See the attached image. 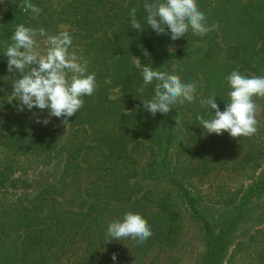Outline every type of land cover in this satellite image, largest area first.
<instances>
[{"label":"trees","instance_id":"1","mask_svg":"<svg viewBox=\"0 0 264 264\" xmlns=\"http://www.w3.org/2000/svg\"><path fill=\"white\" fill-rule=\"evenodd\" d=\"M133 1L141 11L145 2H154ZM23 3L11 0L0 19V264H156L179 243L186 221L194 222L205 245L194 264H220L222 259L224 264H264V222L228 242L230 231L211 233L196 210L197 200L208 195L210 203L235 205L243 219L244 205L261 190L245 192V182L262 167V137L208 134L202 125L194 128L182 120L184 137L173 151L171 131L168 139L152 144L130 139L135 112L123 114L124 105L109 100L104 88L110 62L118 55L113 14L125 10L130 0H31L39 14L24 12ZM20 24L44 28L49 35L68 31L69 52L87 60L88 72L95 73L94 94L83 97L84 106L66 124L55 116L48 117L47 125L37 123L47 110L17 111L12 80L20 77L7 71L4 52ZM215 37L213 31L198 36L189 29L183 40L206 42L207 61L221 54L239 60L236 48L223 49ZM44 39L38 37L42 52ZM181 81L194 82L191 76ZM180 110L191 118L202 112L193 102ZM172 126L169 120V130ZM146 170L159 176L144 180ZM127 212L147 221L151 237L140 245L131 238L106 243L108 225Z\"/></svg>","mask_w":264,"mask_h":264},{"label":"rangeland","instance_id":"2","mask_svg":"<svg viewBox=\"0 0 264 264\" xmlns=\"http://www.w3.org/2000/svg\"><path fill=\"white\" fill-rule=\"evenodd\" d=\"M10 1L0 0V19ZM197 4L199 10L205 14L208 26L218 25L212 30L216 34L213 41L225 50L236 48L239 60L229 61L221 54L219 59L207 61L203 59L206 42H187L183 37L173 41L170 34L157 35L146 25L147 13L139 10L137 1L130 0L125 10L113 14L116 27L112 31V38L117 46L118 55L110 62L111 76L105 80L104 88L107 89L109 100H119L116 104L118 107L124 105L123 114L135 112L129 122L130 139L143 138L152 144L160 138L168 139L171 131L170 152L177 148L184 137V131L180 128L182 120L194 128L199 124L195 117H190V113L180 110L184 104L173 106L166 115L157 113L154 117L143 109L141 100L153 97L155 85V82L143 85L141 69L144 66L178 75L180 79L191 76L194 82L198 81L199 91L194 94L196 101L193 102V106H198L202 110L200 115L204 119H211L210 111L214 110L201 106V100L215 95L214 101L220 111L224 110L230 91L226 77L232 71L238 70L248 77L264 76V0H197ZM132 8L137 9L136 17L144 27L142 32L131 28L129 13ZM145 51L148 53L147 56L144 54ZM142 86L144 92L140 94L137 89ZM253 99L257 104L256 134L264 140V98ZM169 120L173 124L172 130L168 128ZM112 128L109 125V131L114 134ZM158 176L159 174L148 170L142 173L144 180L148 181ZM253 188L261 190L250 197L248 203L244 205L243 219L239 218V210L235 205L228 207L210 203L208 195L197 200L196 210L208 221L211 233L230 231L227 234L228 242H235L263 225L264 158L262 167L255 173L254 179L245 182V192ZM191 194L193 197L196 196L194 191ZM242 194V200L246 199L247 193ZM183 227L179 243L168 253L164 252L163 259L156 264H194L197 255L204 250V241L201 240L199 231L195 229L194 222L186 221ZM224 263L225 259H222L220 264Z\"/></svg>","mask_w":264,"mask_h":264},{"label":"clouds","instance_id":"3","mask_svg":"<svg viewBox=\"0 0 264 264\" xmlns=\"http://www.w3.org/2000/svg\"><path fill=\"white\" fill-rule=\"evenodd\" d=\"M146 15V25L150 26L157 35L170 34L175 41L191 29L194 35L203 36L218 25L208 26L205 14L199 10L197 0H154L143 5ZM22 10L39 14L41 9L24 0ZM136 8L130 10L131 28L142 32L144 27L136 17ZM167 29V31H166ZM38 37L45 38L47 45L42 52ZM9 39L11 44L6 46L4 55L7 57V71L13 75L19 74L18 79L12 80L13 99L19 101L17 111L34 107L47 110L48 116L37 123L47 125L48 117L63 118V124L68 118L77 114L84 106V96H92L96 90L95 73L88 72V61H81L75 53H70L72 37L68 31L57 35H49L44 28L39 30L17 25ZM148 55L147 51L144 53ZM137 60H139L137 58ZM143 85H154V95L151 99L141 100L143 109L153 117L160 113L166 115L175 105L194 102L197 84L184 83L175 74L154 70L149 66L141 69ZM228 87V102L220 111L214 97L201 100V106L207 107L211 119L197 115L196 120L208 134L222 135L227 132L230 137L250 138L258 131L256 119L257 104L254 97L264 98V76H244L234 70L226 77ZM144 92V87L137 89ZM152 231L147 221L132 212L124 214L120 220L112 221L106 231V243L125 238H131L138 245L150 238ZM111 259L116 261V253Z\"/></svg>","mask_w":264,"mask_h":264}]
</instances>
